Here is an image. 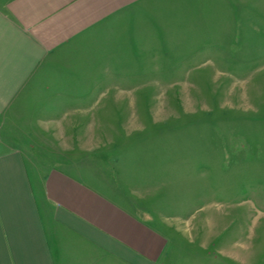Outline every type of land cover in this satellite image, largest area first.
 <instances>
[{
    "label": "crops",
    "instance_id": "obj_1",
    "mask_svg": "<svg viewBox=\"0 0 264 264\" xmlns=\"http://www.w3.org/2000/svg\"><path fill=\"white\" fill-rule=\"evenodd\" d=\"M263 19L264 0H0V264H161L169 239L145 193L177 158L152 119L177 79L163 66L248 47ZM86 131L102 136L84 161Z\"/></svg>",
    "mask_w": 264,
    "mask_h": 264
},
{
    "label": "rangeland",
    "instance_id": "obj_2",
    "mask_svg": "<svg viewBox=\"0 0 264 264\" xmlns=\"http://www.w3.org/2000/svg\"><path fill=\"white\" fill-rule=\"evenodd\" d=\"M255 24V35L241 37L251 40L248 47H203L178 68L163 66L162 79L175 69L177 79L161 84L167 114L152 119L161 122L158 149L168 155L175 143L177 158L151 169L158 194L145 193L169 239L161 264H264V19ZM189 62L194 65L185 67ZM66 120L69 157H62L71 159L73 117ZM46 135L56 140L58 132ZM97 135L102 133L78 136L82 160L90 156L85 144ZM100 156V168L113 175Z\"/></svg>",
    "mask_w": 264,
    "mask_h": 264
}]
</instances>
